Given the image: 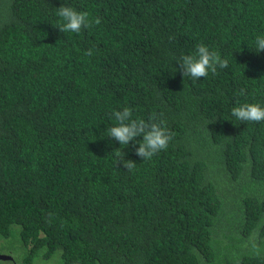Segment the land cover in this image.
<instances>
[{
  "label": "trees",
  "instance_id": "obj_1",
  "mask_svg": "<svg viewBox=\"0 0 264 264\" xmlns=\"http://www.w3.org/2000/svg\"><path fill=\"white\" fill-rule=\"evenodd\" d=\"M62 5L101 24L61 33ZM260 33L264 0H0V238L19 252L7 262L264 264L243 246L264 243V121L231 115L264 106ZM200 43L228 67L192 81L176 60ZM124 107L163 120L167 149L142 160V137H109Z\"/></svg>",
  "mask_w": 264,
  "mask_h": 264
},
{
  "label": "clouds",
  "instance_id": "obj_2",
  "mask_svg": "<svg viewBox=\"0 0 264 264\" xmlns=\"http://www.w3.org/2000/svg\"><path fill=\"white\" fill-rule=\"evenodd\" d=\"M58 17L56 28L61 33H80L82 29L92 27V24H101L100 18L90 20L87 11H77L70 5L61 6L56 9ZM255 51L257 53L264 51V33L257 34L254 40ZM94 48L85 51L86 56H92ZM182 76L192 81L208 76L209 72L215 74L218 69L228 67V61L222 58L218 51L210 50L206 45L200 43L196 46L193 54L180 56L177 60ZM244 95L241 89L238 93ZM231 115L242 122H262L264 121V106L260 103H240L231 109ZM112 117L115 125L107 129L108 136L119 142L120 145H128L137 137H142L138 141V147L135 148V155L142 160H150L157 153L166 150L170 140L175 135L166 127L163 120L157 122L155 114L148 121L144 119H133L132 109L124 107L120 111H113ZM116 164H122L127 171L136 167V163L131 160H125L123 153H117ZM52 214H49L51 220ZM252 256L264 258V243L258 242L255 238H249L243 245Z\"/></svg>",
  "mask_w": 264,
  "mask_h": 264
},
{
  "label": "rangeland",
  "instance_id": "obj_3",
  "mask_svg": "<svg viewBox=\"0 0 264 264\" xmlns=\"http://www.w3.org/2000/svg\"><path fill=\"white\" fill-rule=\"evenodd\" d=\"M15 243L11 239H2L0 238V254L11 256L13 259L18 258L19 252L13 247ZM0 264H12L11 262L1 261ZM18 264H23L22 260ZM33 264H59L57 260H36Z\"/></svg>",
  "mask_w": 264,
  "mask_h": 264
},
{
  "label": "water",
  "instance_id": "obj_4",
  "mask_svg": "<svg viewBox=\"0 0 264 264\" xmlns=\"http://www.w3.org/2000/svg\"><path fill=\"white\" fill-rule=\"evenodd\" d=\"M1 261H13V258L11 256H8V255L0 254V262Z\"/></svg>",
  "mask_w": 264,
  "mask_h": 264
}]
</instances>
